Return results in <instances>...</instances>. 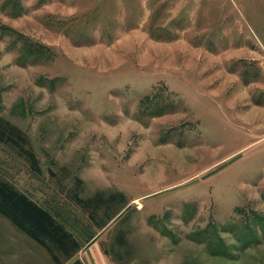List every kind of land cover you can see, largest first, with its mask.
Returning <instances> with one entry per match:
<instances>
[{
  "label": "rangeland",
  "instance_id": "obj_1",
  "mask_svg": "<svg viewBox=\"0 0 264 264\" xmlns=\"http://www.w3.org/2000/svg\"><path fill=\"white\" fill-rule=\"evenodd\" d=\"M1 119L83 264H264V0H0ZM0 264L55 263L0 214Z\"/></svg>",
  "mask_w": 264,
  "mask_h": 264
},
{
  "label": "trees",
  "instance_id": "obj_2",
  "mask_svg": "<svg viewBox=\"0 0 264 264\" xmlns=\"http://www.w3.org/2000/svg\"><path fill=\"white\" fill-rule=\"evenodd\" d=\"M0 140L17 147L20 153L29 159L32 167L39 170L36 155L30 147H26L29 141L21 128L1 119ZM117 196L125 198L122 192L110 194L109 197L99 192L88 199L77 198V202L88 211L90 218L95 220V211L105 205L109 199H115ZM0 214L7 217L17 228L41 245L55 264L67 262H70L69 264H83V261L76 257L81 249V243L77 237L49 210L1 176ZM116 240L118 244L126 245L123 233H120Z\"/></svg>",
  "mask_w": 264,
  "mask_h": 264
},
{
  "label": "crops",
  "instance_id": "obj_3",
  "mask_svg": "<svg viewBox=\"0 0 264 264\" xmlns=\"http://www.w3.org/2000/svg\"><path fill=\"white\" fill-rule=\"evenodd\" d=\"M128 264H140V262H138V261H135V262L128 263Z\"/></svg>",
  "mask_w": 264,
  "mask_h": 264
}]
</instances>
